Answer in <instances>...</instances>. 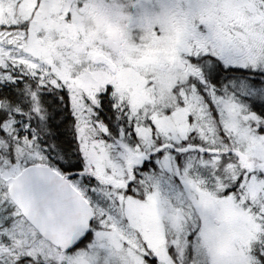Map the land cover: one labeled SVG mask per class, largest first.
Returning <instances> with one entry per match:
<instances>
[{
  "label": "snow or ice",
  "instance_id": "obj_1",
  "mask_svg": "<svg viewBox=\"0 0 264 264\" xmlns=\"http://www.w3.org/2000/svg\"><path fill=\"white\" fill-rule=\"evenodd\" d=\"M0 264H264V0H0Z\"/></svg>",
  "mask_w": 264,
  "mask_h": 264
}]
</instances>
